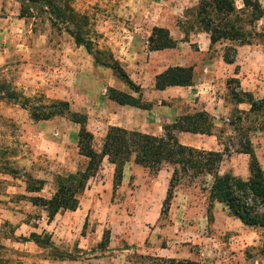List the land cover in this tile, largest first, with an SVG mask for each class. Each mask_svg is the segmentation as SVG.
I'll return each mask as SVG.
<instances>
[{
    "label": "rangeland",
    "instance_id": "1",
    "mask_svg": "<svg viewBox=\"0 0 264 264\" xmlns=\"http://www.w3.org/2000/svg\"><path fill=\"white\" fill-rule=\"evenodd\" d=\"M259 1L264 7V0ZM197 3L58 0L78 15L69 28L91 40L93 52L101 50L102 61L118 62L121 53L113 48L140 46L152 27L161 24H169L174 35L182 32L181 46L186 52L206 48L208 34L186 13ZM235 4L238 9L243 6L242 0ZM15 12L12 2L5 11L11 18L0 21V264H155L159 257L198 264H264V228L245 226L225 205L210 202V175L182 177L168 210L162 213L173 171L166 164L157 177L158 172L130 159L114 189L115 166L104 158L80 195L77 209L61 211L47 221L44 209L32 205L28 196L49 198L57 188V176L84 169L87 158L77 145L79 125L69 115L36 121L29 109L6 98L7 91L21 101L28 98L30 106L67 101L70 111L86 113L84 106L107 95L109 81L117 77L111 68L96 65L66 31V24L55 22L48 9L30 7V15L21 20L16 18H20L19 9L18 15ZM263 24L264 20L258 22V26ZM227 46L228 42H218L193 59L203 66L206 79L202 85L208 90L213 87L216 96L213 133L224 152L219 172L246 180L249 156L238 150L247 139L264 171V44L237 46L231 64L223 59ZM232 92L244 102H237ZM249 95L257 103L253 109ZM96 117L87 128L99 151L105 134L100 135L102 126ZM7 167L18 170L17 175L5 173ZM26 173L45 180L40 192L26 190ZM31 232L49 234L51 244L40 247L15 238Z\"/></svg>",
    "mask_w": 264,
    "mask_h": 264
},
{
    "label": "trees",
    "instance_id": "2",
    "mask_svg": "<svg viewBox=\"0 0 264 264\" xmlns=\"http://www.w3.org/2000/svg\"><path fill=\"white\" fill-rule=\"evenodd\" d=\"M243 6L238 9L235 0H198L195 7L186 9L197 23L199 30L206 32L209 38V48L214 44L225 41L229 46L225 48L223 59L226 63H234L237 46L264 44V7L259 0H242ZM48 9L55 22L66 24V31L70 33L76 44L83 46L93 57L94 63L109 67L114 75L126 84L135 97L127 92L109 87L107 97L121 105H132L142 109H149L152 104L145 102L141 97V87L128 76L117 60L102 61L98 54L101 50L93 52V43L77 30L73 31L68 24H74L78 16L68 6H61L58 0H21L20 16H29V8ZM188 11V12H187ZM148 48L161 50L176 46V40L171 36L169 29L162 26H153L148 36ZM111 55V54H110ZM111 57V56H110ZM109 57V58H110ZM194 70L192 66H174L159 73L155 77V87L164 89L167 86H189L193 83ZM8 97L19 103L22 108L30 111L32 119L49 120L55 116L69 115L70 119L79 125L78 149L79 153L87 158L84 169L57 176V188L46 198L41 195H30L28 200L34 206L44 209L47 221L51 222L55 215L64 210L74 211L79 205V197L84 192L88 181L96 175L104 158L114 164L113 188L122 181L125 164L132 159L137 165L147 167L157 172L164 164L173 166L169 180L166 197L163 201L162 213H165L174 196V189L180 179L186 175L198 177L208 174L212 177L209 189L210 202H219L227 207L229 213L238 218L245 226L264 228V171L256 156L249 139L242 144L238 152L249 156V176L246 180L230 172L220 173L219 165L223 161L224 152L203 150L182 144L177 133L181 131L200 134H213L215 119L206 111L183 114L177 117L174 124H164V134L155 136L136 130H127L119 126H109L99 151L93 147L94 134L87 128L88 116L86 113L72 112L67 101H54L51 104L30 106L29 99L23 97L19 100L16 93L7 91ZM233 98L237 102H244L235 92ZM9 98V99H10ZM248 102L252 109L256 106L255 100L249 95ZM5 173L16 176L18 170L5 168ZM26 190L30 193L40 192L45 186V180L35 178L26 173L24 175ZM260 208L261 210H258ZM1 231V229H0ZM109 232L104 233L105 246L108 242ZM17 240L32 241L40 247L51 244L49 234L41 236L31 232L29 236H16ZM155 264H198L190 259L156 258Z\"/></svg>",
    "mask_w": 264,
    "mask_h": 264
},
{
    "label": "crops",
    "instance_id": "3",
    "mask_svg": "<svg viewBox=\"0 0 264 264\" xmlns=\"http://www.w3.org/2000/svg\"><path fill=\"white\" fill-rule=\"evenodd\" d=\"M12 2L16 4L15 13L18 15V9L19 11L21 9V6H19L21 0H0V21L3 19L7 21L11 18L5 11H9ZM16 18L17 20L22 19L21 16ZM161 26L168 28L171 36L174 35V30L169 24H161ZM177 34L178 36H176ZM177 34L172 36L176 40V46L172 48L150 50L146 39L140 46L134 44L127 47L119 45L112 49L116 54L121 53L118 56L120 65L131 80L141 87L142 100L150 102L152 106L149 109H142L132 105H121L110 100L104 93L102 96L92 99L91 104L84 106L88 116L87 126L92 124L93 115H98L96 120L99 126H102L100 135L106 134L109 126H119L127 130L161 136L164 134V124H174L180 115L204 110L215 117L217 102L216 96L213 95V87L210 90L204 88L202 80L206 79V75L203 66L201 63L196 65V61L193 59L206 52L205 49H208L209 44L206 48L201 47L198 52L188 53L181 46L182 32L179 30ZM145 37L147 38V35ZM123 55L127 57H121ZM174 66H192L194 70L193 83L189 86L175 85L157 89L155 87L156 75ZM207 70L205 69V71ZM109 85L135 97L138 96V93L133 92L118 78H111ZM97 112L99 113L96 114ZM177 137L182 144L187 146L203 150L222 151L218 138L214 133L208 135L181 131L177 133ZM161 170L157 171L158 173H155V176L159 177ZM168 175L170 176V173ZM165 177L164 175V184Z\"/></svg>",
    "mask_w": 264,
    "mask_h": 264
}]
</instances>
